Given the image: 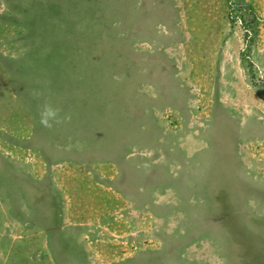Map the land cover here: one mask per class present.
I'll list each match as a JSON object with an SVG mask.
<instances>
[{"label":"rangeland","instance_id":"374dc122","mask_svg":"<svg viewBox=\"0 0 264 264\" xmlns=\"http://www.w3.org/2000/svg\"><path fill=\"white\" fill-rule=\"evenodd\" d=\"M0 264H264V0H0Z\"/></svg>","mask_w":264,"mask_h":264},{"label":"clouds","instance_id":"9594fccd","mask_svg":"<svg viewBox=\"0 0 264 264\" xmlns=\"http://www.w3.org/2000/svg\"><path fill=\"white\" fill-rule=\"evenodd\" d=\"M58 109H54L51 105L45 104L42 110L40 111V123L44 127L51 128L53 125L51 121L60 123L61 120L58 118ZM70 119V117H66Z\"/></svg>","mask_w":264,"mask_h":264}]
</instances>
